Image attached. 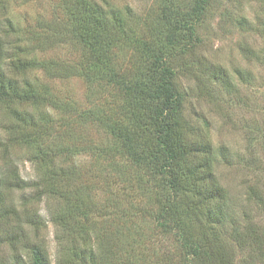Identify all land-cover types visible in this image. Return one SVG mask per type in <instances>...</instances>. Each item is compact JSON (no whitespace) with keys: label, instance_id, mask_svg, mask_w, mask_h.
<instances>
[{"label":"rangeland","instance_id":"rangeland-1","mask_svg":"<svg viewBox=\"0 0 264 264\" xmlns=\"http://www.w3.org/2000/svg\"><path fill=\"white\" fill-rule=\"evenodd\" d=\"M115 1L140 14L151 11L150 18L156 22L165 0ZM171 1L179 13L193 15H197L201 2ZM8 15L21 25L32 46L48 27L54 29L50 30L53 36L61 39L56 42H66L38 52L40 58L79 59L80 48L62 0H0V18ZM196 27V51H179L184 46L182 41L180 46L169 47L166 58L176 72L185 124L203 129L204 136L212 142L215 166L228 193L231 212L226 216V225L218 228L225 242L231 237L233 242L218 247L232 255L236 252L233 256L237 264H264V240L256 244L253 241L254 248L251 244H243V248L238 245L239 240H252L256 224L264 229V0H211ZM202 61L219 71L221 78L205 74ZM36 74L31 72L32 77ZM37 75L59 100L72 102L79 111L90 108L89 84L83 77L50 79L44 72ZM98 88L99 95L106 94L105 88ZM53 115L61 117L55 111ZM89 130L93 143L100 141L102 132L92 127ZM4 136L0 125L1 141ZM35 141L21 139L7 145L8 157L0 150L4 177L0 195V264H31L33 248L42 253L45 264H181L183 249L179 241L158 227L162 208L159 203L169 193L166 178L151 180L152 189L144 197L132 194L133 206H147L146 211L139 213L134 208V217L120 219L114 205L115 193L119 198L123 194L119 190L114 193L113 185L110 191L104 189L101 168H76L72 173L65 154L57 160L62 168H51L50 160L29 157L28 144L34 145ZM37 160L44 168H38L41 162ZM92 160L89 154L82 153L75 162L89 166ZM74 192H80L82 197L89 194L96 203L94 211L87 212L82 207L71 212L67 204L75 199ZM59 211L62 215L56 216ZM124 220L128 224L122 233L119 226ZM243 234V240L235 238ZM91 242L94 251L87 249ZM193 249L186 248V254L192 257ZM211 253L204 252L194 264H209Z\"/></svg>","mask_w":264,"mask_h":264},{"label":"trees","instance_id":"trees-1","mask_svg":"<svg viewBox=\"0 0 264 264\" xmlns=\"http://www.w3.org/2000/svg\"><path fill=\"white\" fill-rule=\"evenodd\" d=\"M210 2L201 0L194 9L197 15H193L179 13L171 0H165L154 22L151 11L140 14L115 0H62L80 48L77 60L43 59L37 54L66 43L56 42L61 39L50 32L54 29L48 27L38 34L32 46L14 17L0 18V125L5 133L0 140L2 154L10 156L7 145L33 138L34 145L28 144L29 157L48 159L51 168H62L57 160L64 154L72 173L76 168H101L104 189L110 191L113 185L114 193L119 190L123 194L119 198L115 193L120 219L134 217L132 194L144 197L152 189L151 180L166 178L169 193L159 203L158 227L179 241L183 249L181 264H194L195 258L209 250V264H237L236 252L233 256L218 247L233 242V237L225 242L218 228L226 225L231 211L215 166V149L203 129L185 124L176 72L166 58L169 47L180 46L182 41L184 46L179 51H196V25ZM201 66L205 74L221 78L222 74L206 62ZM33 71L44 72L50 79L83 77L89 84L90 108L79 111L72 102L59 100L40 75L32 77ZM98 87L105 88L106 94L99 95ZM53 111L61 117L56 119ZM90 127L102 132L100 141L93 143ZM82 153L93 158L91 165L75 162ZM38 168H44L42 162ZM3 180L0 166V195ZM157 192L164 194L159 188ZM74 193L75 199L67 204L71 212L82 207L94 211L96 203L89 194L82 197L80 192ZM146 207L136 210L142 213ZM55 215L61 216L62 211ZM127 224L121 222L122 233ZM256 226L252 240H239L241 248L243 244L254 248L253 241L263 242L264 229ZM244 235L235 238L243 240ZM93 243H88L87 249L94 251ZM191 247L192 257L186 254V248ZM31 264H45L37 248L32 249Z\"/></svg>","mask_w":264,"mask_h":264}]
</instances>
